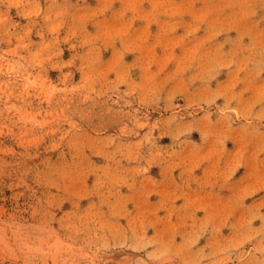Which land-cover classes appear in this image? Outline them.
Instances as JSON below:
<instances>
[{"label": "rangeland", "instance_id": "obj_1", "mask_svg": "<svg viewBox=\"0 0 264 264\" xmlns=\"http://www.w3.org/2000/svg\"><path fill=\"white\" fill-rule=\"evenodd\" d=\"M0 264H264V0H0Z\"/></svg>", "mask_w": 264, "mask_h": 264}]
</instances>
